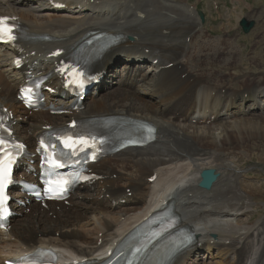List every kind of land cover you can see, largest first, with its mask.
Wrapping results in <instances>:
<instances>
[{
  "label": "bare ground",
  "instance_id": "6f19581e",
  "mask_svg": "<svg viewBox=\"0 0 264 264\" xmlns=\"http://www.w3.org/2000/svg\"><path fill=\"white\" fill-rule=\"evenodd\" d=\"M182 1L63 0L70 3L69 9L73 6L78 9L57 13L50 10L46 1L34 4L27 0H0V15H18L28 32L48 37L47 42L29 50L36 51L31 58L39 61L42 70L53 67L51 59H44L46 55L57 47H73L90 31L98 30L123 39L103 58L108 68L113 62H123L118 86L110 90L105 87L97 98L90 97L84 110L75 111L72 116H49L40 112L25 119L22 107L13 97L21 79L12 66L15 54L10 47L0 48V99L14 109L19 119L23 116L16 129L29 144H33L34 137L43 132L45 125H61L74 116L125 115L146 120L158 129L156 141L147 147L128 149L117 158L100 162L96 171L103 179L85 186L72 197V208L63 207L58 211L60 220L46 217L44 212L35 209L20 226L16 225L9 233H0V251L10 250L6 256L32 250L37 245L56 247L62 255L93 256L121 240L154 205L153 208L163 205L174 194L176 206L184 216L183 224L197 225L202 246L220 252L221 261L216 264H264V217L245 227L231 221L240 213L248 214L250 203L254 204L257 192L264 185L255 187L253 181L241 180L245 169L231 159L241 161L243 154L251 151V140L255 142L264 136V75L242 74L237 63L227 66V58L224 59L227 73L221 70L214 76V71L205 69L201 73L195 69L200 62L215 69L224 60H217L209 52L203 53L204 46L193 50L201 30L199 11L187 0ZM191 36L190 44L187 38ZM208 46L214 51L221 49L216 44ZM227 49L225 46L218 51L221 58L229 55ZM156 59L158 62L154 64ZM145 62H150L148 71L142 69L141 64ZM220 74H224V82L221 78L217 82ZM208 155L214 160L201 163ZM184 160L191 163L190 175L187 172L164 178L166 173H163L157 177L154 188V183H149L155 172ZM210 167L223 172L211 190L200 189L197 186L200 171ZM123 173L128 177H123ZM168 173L173 175L170 168ZM115 174H118L117 181L112 178ZM127 188L133 191L132 197L126 195ZM174 190L177 192L173 193ZM149 193L152 201L143 214L135 215L147 204ZM123 199L125 205L120 203ZM113 202L123 208L114 210ZM84 210L97 215L99 224L86 230L88 233L80 236L81 240L71 239V233L77 232L81 223L89 224L92 219L90 215L84 217L81 213ZM126 215L127 221L116 227L112 219ZM56 231L61 234L58 238L54 236ZM47 232L49 236L44 237ZM220 238L222 242L212 241ZM226 240H230L229 245ZM189 254L176 263L191 264Z\"/></svg>",
  "mask_w": 264,
  "mask_h": 264
},
{
  "label": "rangeland",
  "instance_id": "374dc122",
  "mask_svg": "<svg viewBox=\"0 0 264 264\" xmlns=\"http://www.w3.org/2000/svg\"><path fill=\"white\" fill-rule=\"evenodd\" d=\"M214 1L215 0H190L191 3H197L199 5L201 11L204 13L205 20H204L203 24L205 27L202 26V28H206V30L203 32L201 31V32L205 35H208L207 38H205V35H203L199 30L198 33L199 32L200 33L198 35L200 37L198 36V39L196 38V41H195L196 44L194 45L193 50L196 49L197 46H198V49L201 46H204V49L207 48L206 49L207 51H209V49H210L209 53L213 55L212 57H216L217 60L223 61L224 59L227 58L228 62H229V64L227 66H229L230 63H237L238 69L240 70V72L242 74L244 73L246 75H253V73H254V74H256L257 77L263 76L264 75V0H234V2H233V0H218L219 2H216V3L221 5V10H219L218 12H216L214 9V5H215ZM187 2L190 4V2L188 0H187ZM192 6L196 7L197 5L194 4ZM235 9H237V10H235ZM220 14L223 15V17H224L223 21H221ZM228 16H229V18H228ZM242 17H246L249 20H255V26L250 31V33H248V34H245L242 30V27L240 26V20ZM223 26H225L224 28L225 29L227 28V29L223 30V31H219V29ZM207 29L211 30L212 32L207 31ZM228 32H229V34H228ZM200 41L201 42L204 41V42L201 44ZM210 44L219 45L221 47L220 50L217 49L219 52L225 46H227L228 47L227 52L229 55H225L226 57L221 58L222 56L220 54H218L219 53L218 51H214V49L211 48L212 46L211 47L208 46ZM203 56L204 55L202 54V58H203ZM200 63L201 64L199 65V67L194 66L195 69L198 68V71H201V69L205 68L207 70L214 71L216 73L215 74L213 72V74L215 76H217V73H219V71H221V70L224 73L228 72L227 67L224 66L225 60L221 64L215 65V69H218L216 71L214 68H211L210 66H206V63H203V64H202V62H200ZM201 65H202V67L200 69ZM148 67L149 66L147 64L144 65L142 67L143 71L144 70L148 71ZM118 68H119V66L117 65L115 70L120 72L121 69H118ZM205 69H203V70H205ZM203 70L201 71V73H203ZM252 71H254V72H252ZM241 73H239V74H241ZM223 75L220 74V77H218L217 82H219L220 78L223 79V77H222ZM115 82H117L116 79H115ZM221 82H224V79L221 80ZM115 85H117V84L114 83L113 86H115ZM135 88H137V87H135ZM87 101H89V100H87ZM257 140H259V141H257ZM257 140H254L255 142H253V140H251V142H252V143L250 142L251 143V149H250L251 153L246 151L243 154L241 161L238 162L236 158H231L232 160L235 159L234 162H236V164L240 165L241 167H243L245 169V171L242 173L244 176L243 175L241 176V180L244 179L245 181H247V183H252V181H253L252 184L255 187H259L260 185L264 184V136L262 135V137L260 139H257ZM208 156H210V157L204 158L203 160H200V162L202 163V162L210 161L211 159H212V161L214 160L211 157L212 155H208ZM205 157H207V156H205ZM213 157H214V155H213ZM186 162H188V163H185V160H184V161L177 163L176 165L172 164V165L163 167V169H161L160 172L161 173L168 172L169 168H170V170H172V174L174 176H175V174L176 175H178V174L182 175V174L187 173V172H190L189 173V175H190L192 173V169L189 168L191 164H190L189 160L188 161L186 160ZM174 167H175V169H174ZM183 167H185V168H183ZM185 170H186V172H185ZM174 171L175 172L177 171V172L175 173ZM218 171L221 174L223 172L222 169H220V170L218 169ZM164 177H166V175H164ZM262 186L264 187V185H262ZM263 187H261L260 191L257 192L258 196L255 198L256 201L254 202V204L250 203V208L248 210L246 209L248 211V214L246 213L243 215V213H242V215H240L238 218H231V221L235 222L236 224L240 223L241 226L245 227V226H249V223L256 221V220H259L260 218L264 217V188ZM261 190H262V192H261ZM246 210H245V212H247ZM117 211H119V210H117ZM81 213L84 215V217H85V215H87L88 217L91 216L92 219L89 220L90 221L89 224H88V222L85 225H83V223H81L77 227L78 231L75 233H71L72 234L70 236L71 239L81 240L80 236L86 235L88 233L86 230H88L89 228L92 229L96 224H99V221H98L99 218L97 217V215L95 216V214H93L92 212H88L87 210H84ZM57 214L59 215L58 216L59 218L58 217L57 218H58V220H60L61 213H59L57 211ZM71 217L73 218V216H71ZM126 217H128V215L121 216L120 219H116V220H114L115 218H113L112 220L114 221L116 227H120L121 223L127 221ZM23 218L24 217H22L18 220L16 219L15 221H13V226H16V225L20 226L22 223L21 220H24ZM51 219H55V218H51ZM118 220L120 222H118ZM225 224L226 223H224V225ZM222 227H224V226H222ZM101 234L102 233L100 232L99 235H101ZM43 235H44V237H48L49 233L47 232L46 234L44 233ZM60 235H61L60 232H58V231L54 232L55 238L60 237ZM93 235L95 236V234H93ZM222 239L223 238H220L217 240L221 241ZM99 241L100 240H98V244H99ZM256 241H257V239H256ZM209 251H211V250H209ZM209 251L203 250L199 254H195L194 256L190 257V263L191 264H216V263L221 261V257L219 256L220 252L218 250H216L215 252H209ZM1 253H2V251H0V263L4 264V261L2 262V260L6 255L5 254L1 255ZM229 261H232V260L229 259ZM221 264H229V263H221Z\"/></svg>",
  "mask_w": 264,
  "mask_h": 264
},
{
  "label": "snow or ice",
  "instance_id": "6c2138e0",
  "mask_svg": "<svg viewBox=\"0 0 264 264\" xmlns=\"http://www.w3.org/2000/svg\"><path fill=\"white\" fill-rule=\"evenodd\" d=\"M9 18L7 17H0V39H4L7 37L8 40H14L15 36L13 35L14 28L11 26H8L7 21ZM30 91V90H26ZM2 119V118H0ZM2 127V125H0ZM43 143V142H42ZM65 145L69 148H73L74 145L77 143L84 145L88 142L84 139H81L80 141H72V140H65ZM6 141L4 140L3 136L0 135V153H3L2 156H0V205L4 204V202L7 200V196L5 195V188L9 183H12L11 180V166L14 163V157L11 153L5 151ZM16 147L23 148V145H17ZM54 166H60L58 163H55ZM60 185H64L67 183V181H58L57 182ZM61 193L64 191L63 187L60 189ZM5 212H7V209H5Z\"/></svg>",
  "mask_w": 264,
  "mask_h": 264
},
{
  "label": "water",
  "instance_id": "95a60500",
  "mask_svg": "<svg viewBox=\"0 0 264 264\" xmlns=\"http://www.w3.org/2000/svg\"><path fill=\"white\" fill-rule=\"evenodd\" d=\"M253 25H254V22H250L248 24L246 20L243 21V26L247 31H249ZM202 176H203V180L201 181L200 184L201 186H204L207 188H210L214 180L217 178V175L215 174L214 169L204 170L202 172Z\"/></svg>",
  "mask_w": 264,
  "mask_h": 264
}]
</instances>
